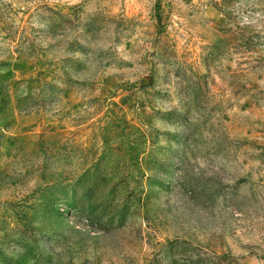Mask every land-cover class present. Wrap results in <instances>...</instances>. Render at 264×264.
Here are the masks:
<instances>
[{
  "label": "rangeland",
  "instance_id": "rangeland-1",
  "mask_svg": "<svg viewBox=\"0 0 264 264\" xmlns=\"http://www.w3.org/2000/svg\"><path fill=\"white\" fill-rule=\"evenodd\" d=\"M0 264H264V0H0Z\"/></svg>",
  "mask_w": 264,
  "mask_h": 264
}]
</instances>
